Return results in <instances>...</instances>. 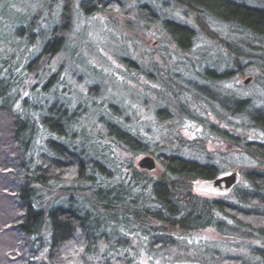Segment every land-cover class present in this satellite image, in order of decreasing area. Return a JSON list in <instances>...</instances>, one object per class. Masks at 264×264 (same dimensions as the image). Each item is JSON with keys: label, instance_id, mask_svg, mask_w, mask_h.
I'll list each match as a JSON object with an SVG mask.
<instances>
[{"label": "trees", "instance_id": "1", "mask_svg": "<svg viewBox=\"0 0 264 264\" xmlns=\"http://www.w3.org/2000/svg\"><path fill=\"white\" fill-rule=\"evenodd\" d=\"M170 1L184 7L192 18L190 24L163 21V31L178 51L190 50L197 31L229 55L230 47L242 50L224 38L218 42L209 28L212 23L244 33L260 45L249 48L264 51V6L247 0ZM120 7V0L79 3L86 18L118 14ZM139 10L145 16L148 6ZM148 14L145 17L153 21V12L148 10ZM35 17L16 23L14 29L20 48L28 51L23 57L31 58L24 68L27 76L36 74L43 59L53 58L65 47L71 16L65 4L57 16L60 23L47 22V27L49 23L53 27L48 33L37 28L42 47L32 56L36 37L29 31L35 27ZM245 53L234 55L231 69L205 68L198 73L205 83L191 97L197 105L200 100L206 105L208 120H198L203 139L174 137L169 139L174 145L165 140L155 150L116 113H111L115 119L105 121L101 139L79 127V112L69 107V101H56L37 114L28 108L25 96L20 100L21 110L15 112L17 94L23 92L18 87L24 60L10 66V60L1 59L0 69L7 70L8 78H0V117L11 118L4 124L7 134L0 127V264H138L142 256L145 264L157 260L180 264L182 260L199 263L202 254L208 264H264V108H254L246 97L215 93L208 86L243 76L251 65L259 68L256 80L262 84L264 53L253 55L256 64L243 65L241 60L250 59ZM121 63L127 72H138L135 62L123 58ZM57 76L49 74L40 93H48ZM178 88L177 99L178 93L184 94ZM192 107L177 102L181 121L185 113L195 116ZM171 111L160 109L156 118L163 121L161 115L172 116ZM209 143L224 147L225 152L208 153V161L183 153L193 148L206 153ZM138 155L153 156L160 169L156 177L133 163ZM120 156H124L122 161ZM228 157L239 163L233 171L240 174L239 185L225 197H200L194 184L231 170L223 165ZM133 242L139 250L129 258ZM237 247L245 253L237 254ZM188 249L203 253L190 256Z\"/></svg>", "mask_w": 264, "mask_h": 264}, {"label": "rangeland", "instance_id": "2", "mask_svg": "<svg viewBox=\"0 0 264 264\" xmlns=\"http://www.w3.org/2000/svg\"><path fill=\"white\" fill-rule=\"evenodd\" d=\"M48 1L0 0V60H10V66H13L14 61L16 62L20 58L22 61L24 60L23 72L20 76L22 78L19 79L20 86L18 87V91L23 87V92L21 95L18 92L19 99L13 110L15 112L21 110L20 100L25 96H27L28 108L33 109L37 114L44 113L48 105H52L56 101L61 103L69 101V107L77 109L79 112V127L85 129L87 135L101 139L104 137L105 121L115 119L111 113H116L118 118L132 129V132L137 133L145 142H148L151 145V150H155L156 145L160 146L165 140L167 144L174 145L169 140L174 137L181 136L187 141L203 139V130L198 120L201 118L208 120V113H204L206 105L203 100L197 101L199 103L197 105L191 97V93L194 95L197 93L195 88L202 87L205 83L198 73H202L205 68H215L218 72L231 69L234 65V55L237 57L239 53L244 52L250 59L248 62L241 60V63L243 65L256 64L257 60L251 59L253 55L264 53L263 49L256 52L249 48L248 46L257 45L260 48V45L247 39L244 33L227 29L228 26L225 24L218 26L214 23L209 28L217 34V41L224 38L225 41L235 44L234 46H240L242 50L230 47L229 55L218 43L206 40L200 34L201 32L197 31L190 50L178 51L174 44L167 39L162 28L163 21L190 24L192 18L184 7L174 4L170 0H120V13H97L90 18L84 17L79 9V3L82 0ZM247 3L264 6V0H247ZM65 4H68V13L71 16L67 27L69 30L65 33L67 36L65 47L53 58L43 59V64L41 63L42 66L36 74L27 76L24 68L31 58L23 57L25 51H28L20 48L18 38L14 37L16 23L36 15L35 27L28 30L36 37L33 50L29 51L33 56V53H38L42 47L40 40L42 38L39 36L37 28L46 30L48 33L53 28L52 25L49 26L53 19L55 24L60 23L57 16ZM142 6H148V10L153 12V21H149V18L145 17L149 15L148 10H144L145 16L141 14L139 8ZM47 22H50L48 27ZM248 51L252 53H247ZM12 54L13 57L10 58ZM123 58L135 62L138 72H127V67L121 63ZM250 67H247L243 76L235 75L218 83L217 86L215 84H208V86L215 93L235 98L246 97L251 99L254 108H264V82L261 84L260 80H256L260 70L259 68L257 70L256 65ZM55 73H58L57 79L48 93H40L47 76ZM0 78H8L7 70L0 69ZM246 78H250V82L240 85V82ZM178 87H182L181 92L184 93L182 96L180 93L177 94L179 99L174 96L178 92ZM31 90H33L32 93ZM184 95L186 99H184ZM177 102L192 110L194 104L196 110L191 114L195 116L189 117V114L185 113V119L181 121L178 111L175 109ZM163 108L170 109L173 113L172 116H166L165 113L161 115L163 121L169 117V122L166 123L156 118L157 111ZM1 115L4 118L0 117V127L2 126L5 131L7 130L5 126L10 123L11 117L5 114ZM6 118L8 119L5 120ZM209 119H213L211 114ZM4 134H7V131ZM224 152V147L214 143L207 145L206 153L202 151L197 153L195 148L183 150L184 155L192 156L193 154L195 158H200V161H208V153L214 155ZM142 157L144 156H135L132 159L133 163L136 164ZM120 158L122 161L124 156H120ZM211 159L216 158L212 157ZM223 165L232 169L220 173V176L235 171L239 163L228 157ZM155 171L154 177L159 173V167ZM199 196L214 197L204 194ZM138 250L135 242L131 243L128 257H135ZM195 252L188 249L187 254L190 256L201 255L203 250H199L196 252L197 254ZM237 252V254L243 255L245 250L242 247H237ZM201 256L202 259H198L199 263H188L182 260L180 264H208L207 256L205 254ZM137 263L145 264V258L140 257ZM155 263L161 264L159 260Z\"/></svg>", "mask_w": 264, "mask_h": 264}, {"label": "water", "instance_id": "3", "mask_svg": "<svg viewBox=\"0 0 264 264\" xmlns=\"http://www.w3.org/2000/svg\"><path fill=\"white\" fill-rule=\"evenodd\" d=\"M249 82L250 78H246L240 82V85H246ZM137 167L147 173H153L156 170V161L153 157L144 156L137 162ZM240 181V174L238 172H232L213 180L198 181L194 184V188L197 194L225 197L239 185Z\"/></svg>", "mask_w": 264, "mask_h": 264}]
</instances>
